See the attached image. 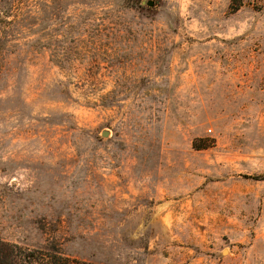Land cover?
I'll list each match as a JSON object with an SVG mask.
<instances>
[{"label": "rangeland", "instance_id": "1", "mask_svg": "<svg viewBox=\"0 0 264 264\" xmlns=\"http://www.w3.org/2000/svg\"><path fill=\"white\" fill-rule=\"evenodd\" d=\"M7 7L0 240L93 264H264V0Z\"/></svg>", "mask_w": 264, "mask_h": 264}, {"label": "trees", "instance_id": "2", "mask_svg": "<svg viewBox=\"0 0 264 264\" xmlns=\"http://www.w3.org/2000/svg\"><path fill=\"white\" fill-rule=\"evenodd\" d=\"M0 7L12 8L18 0H0ZM3 2V3H2ZM5 4V5H3ZM0 264H93L67 256L55 246L45 249L29 248L0 240Z\"/></svg>", "mask_w": 264, "mask_h": 264}, {"label": "water", "instance_id": "3", "mask_svg": "<svg viewBox=\"0 0 264 264\" xmlns=\"http://www.w3.org/2000/svg\"><path fill=\"white\" fill-rule=\"evenodd\" d=\"M153 5H154L153 2H149V6H153ZM104 136H105V137H108V136H109V133H104Z\"/></svg>", "mask_w": 264, "mask_h": 264}]
</instances>
